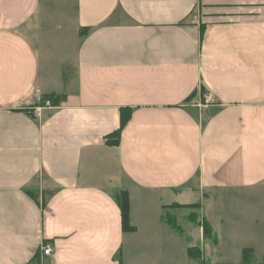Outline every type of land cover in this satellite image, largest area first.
<instances>
[{"label": "crops", "instance_id": "1", "mask_svg": "<svg viewBox=\"0 0 264 264\" xmlns=\"http://www.w3.org/2000/svg\"><path fill=\"white\" fill-rule=\"evenodd\" d=\"M261 262L264 0H0V264Z\"/></svg>", "mask_w": 264, "mask_h": 264}, {"label": "trees", "instance_id": "2", "mask_svg": "<svg viewBox=\"0 0 264 264\" xmlns=\"http://www.w3.org/2000/svg\"><path fill=\"white\" fill-rule=\"evenodd\" d=\"M82 34V31L80 32ZM46 101H49L51 105H55L58 101V97L54 94H45L41 98V104L44 105ZM131 115V109L130 108H123L120 111V126L117 128L114 132H112L109 137L110 139L107 140V142L111 145H117L119 140L120 131L125 125V123L128 121L129 117ZM119 205H120V211H121V228L123 231H133L135 228L132 226L129 222V200L128 195L126 191L121 192L119 197ZM175 206H180L178 204H174ZM173 226H175L174 222L170 221ZM177 227V226H176ZM203 235L204 237H211V228L210 225L204 221L203 223ZM187 253L191 257H198L199 256V250L195 247H190L187 249ZM252 255V250L250 248H243L241 259L243 263L249 262V259ZM264 264V263H262Z\"/></svg>", "mask_w": 264, "mask_h": 264}, {"label": "built area", "instance_id": "3", "mask_svg": "<svg viewBox=\"0 0 264 264\" xmlns=\"http://www.w3.org/2000/svg\"><path fill=\"white\" fill-rule=\"evenodd\" d=\"M204 100L205 101H207V102H209V101H211L210 100V98H209V94H204ZM51 103L49 102V101H46L45 102V106H48V105H50ZM39 107L36 109V114H38L39 113ZM51 246H50V244H45L44 246H43V248H42V251H43V254H49L50 252H51Z\"/></svg>", "mask_w": 264, "mask_h": 264}, {"label": "rangeland", "instance_id": "4", "mask_svg": "<svg viewBox=\"0 0 264 264\" xmlns=\"http://www.w3.org/2000/svg\"><path fill=\"white\" fill-rule=\"evenodd\" d=\"M202 99H205L204 96H202ZM203 102L206 103L205 101H203ZM209 102H210V101H209ZM178 224L181 225V226H183V227H186V226L188 225L187 221L184 220V219H180V220H178ZM211 237H212V236H211ZM215 237H216V236H215ZM210 239L213 240V238H210ZM206 244H207V246H209V243H206ZM195 248H196V247H195ZM216 252L219 253V252H220L219 249H216ZM261 263H264V262H261Z\"/></svg>", "mask_w": 264, "mask_h": 264}]
</instances>
